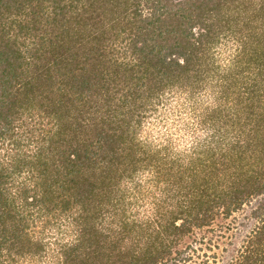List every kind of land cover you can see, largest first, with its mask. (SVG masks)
<instances>
[{
    "label": "trees",
    "instance_id": "1",
    "mask_svg": "<svg viewBox=\"0 0 264 264\" xmlns=\"http://www.w3.org/2000/svg\"><path fill=\"white\" fill-rule=\"evenodd\" d=\"M205 78L209 134L189 153L147 148L164 90ZM2 149L0 264H179L181 236L246 204L254 223L226 264H264V0H0ZM146 171L180 197L150 231L125 214Z\"/></svg>",
    "mask_w": 264,
    "mask_h": 264
},
{
    "label": "rangeland",
    "instance_id": "2",
    "mask_svg": "<svg viewBox=\"0 0 264 264\" xmlns=\"http://www.w3.org/2000/svg\"><path fill=\"white\" fill-rule=\"evenodd\" d=\"M235 44L232 39L226 43L219 41L216 44L218 53L215 57L219 59L218 64L220 65L217 68L218 75L226 73L227 66H231L232 55L236 52ZM209 79L205 78L204 83L207 85L199 93L190 96L188 92L174 91L177 93L175 97L166 98L155 108H150L146 112L138 132L139 139L141 136L144 137L143 143L146 147L149 146L153 150L159 149L160 153L164 151L170 153L171 150L173 151L174 144L183 142L185 137L194 135L197 130L204 131L200 122L201 116L205 113L204 109H209L214 103L217 91V86L214 85L218 82L216 78L213 82ZM26 116L27 112L23 113L20 116L23 120L19 122H29ZM199 139L201 138H197ZM3 151L4 149L0 150V162L6 161ZM151 181V173L146 171L141 174V177L139 176L136 182H128L127 189L125 188L127 192L125 214L130 219H135V222L140 223L142 227H148L147 231L157 229L160 223L158 221H161L160 216L168 210L175 209L177 198H180L178 196L169 197L170 193L176 192L174 185L168 186L164 181L160 183ZM249 205H243L227 216L219 213L207 226L193 227L179 238L168 256L181 257L179 264L228 263L230 259L238 255L239 246L254 223L249 216ZM149 210L152 211L151 219H144L143 216L147 215ZM145 238L146 236L142 235L140 245H143Z\"/></svg>",
    "mask_w": 264,
    "mask_h": 264
},
{
    "label": "clouds",
    "instance_id": "3",
    "mask_svg": "<svg viewBox=\"0 0 264 264\" xmlns=\"http://www.w3.org/2000/svg\"><path fill=\"white\" fill-rule=\"evenodd\" d=\"M181 63H183V61H181ZM175 87V86H173ZM177 95V93H175L172 90L166 89L164 90L163 94L160 97L161 101H164L166 98H171V97H175ZM209 133L203 130H197L195 131L194 135L192 136H187L184 138V141L181 143H177L173 145V151L178 152V153H189L191 151V149L193 148V146L196 143L197 138H203L205 136H207ZM140 139H144L143 136L140 137ZM152 216V211L149 210L147 215L143 216L144 219H151ZM74 239V237H68L65 241V243H69Z\"/></svg>",
    "mask_w": 264,
    "mask_h": 264
}]
</instances>
